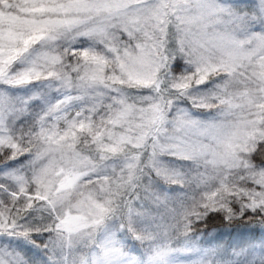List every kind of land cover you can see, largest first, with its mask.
<instances>
[{
  "label": "snow or ice",
  "instance_id": "6c2138e0",
  "mask_svg": "<svg viewBox=\"0 0 264 264\" xmlns=\"http://www.w3.org/2000/svg\"><path fill=\"white\" fill-rule=\"evenodd\" d=\"M0 264H264V0H0Z\"/></svg>",
  "mask_w": 264,
  "mask_h": 264
},
{
  "label": "rangeland",
  "instance_id": "374dc122",
  "mask_svg": "<svg viewBox=\"0 0 264 264\" xmlns=\"http://www.w3.org/2000/svg\"><path fill=\"white\" fill-rule=\"evenodd\" d=\"M217 231V236L224 240H231L237 236L236 229L233 230H225L224 227L215 228ZM211 229H206V231H210Z\"/></svg>",
  "mask_w": 264,
  "mask_h": 264
},
{
  "label": "trees",
  "instance_id": "16d2710c",
  "mask_svg": "<svg viewBox=\"0 0 264 264\" xmlns=\"http://www.w3.org/2000/svg\"><path fill=\"white\" fill-rule=\"evenodd\" d=\"M223 227L219 221V219L210 220L207 229H213V228H220ZM235 229V228H233ZM231 229V230H233Z\"/></svg>",
  "mask_w": 264,
  "mask_h": 264
}]
</instances>
